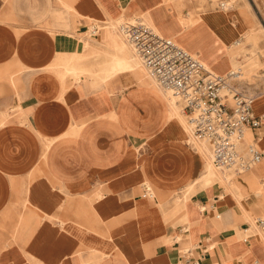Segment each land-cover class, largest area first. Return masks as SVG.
Instances as JSON below:
<instances>
[{
    "label": "crops",
    "instance_id": "obj_1",
    "mask_svg": "<svg viewBox=\"0 0 264 264\" xmlns=\"http://www.w3.org/2000/svg\"><path fill=\"white\" fill-rule=\"evenodd\" d=\"M201 5L192 0L0 5V264H178L183 245L207 247L201 264H264L263 238L244 230L252 216L264 217V158L256 170L233 174L239 175L235 183L244 204L223 184H202L203 162L184 140L181 105L172 106L150 74L138 70L144 67L116 26L108 21L112 28L105 40L85 43L86 54L65 36L83 31L91 20L117 23L144 14L163 36L189 29L181 42L192 45L189 37L198 33L209 38L212 43L201 50L208 62L202 61L225 75L232 69L220 65L244 28L236 12L202 14ZM239 16L248 29L257 24L251 13ZM110 29L125 49L114 46ZM213 44L227 47L214 58ZM108 55L128 59L134 69L94 84L85 81L78 69L122 67ZM54 68L80 81L62 79ZM253 107L256 115L264 114L255 100ZM252 131L264 149V122ZM202 159L207 170L232 175ZM190 182L194 194L176 201Z\"/></svg>",
    "mask_w": 264,
    "mask_h": 264
},
{
    "label": "built area",
    "instance_id": "obj_2",
    "mask_svg": "<svg viewBox=\"0 0 264 264\" xmlns=\"http://www.w3.org/2000/svg\"><path fill=\"white\" fill-rule=\"evenodd\" d=\"M215 8H225L229 0H208ZM120 29L135 54L175 100L190 115L194 134L210 142L214 163L220 168L236 171L253 169L264 157L255 144L245 145V131L259 129L264 114L254 113L253 98L233 83L237 75L211 71L202 60L182 47L175 39L158 33L143 15L123 19ZM87 30L96 37L101 25L91 20ZM146 195L152 197L147 187ZM257 223L264 230V219ZM178 240V239H174ZM179 241V240H178ZM207 247L183 245L178 248V264H201Z\"/></svg>",
    "mask_w": 264,
    "mask_h": 264
},
{
    "label": "rangeland",
    "instance_id": "obj_3",
    "mask_svg": "<svg viewBox=\"0 0 264 264\" xmlns=\"http://www.w3.org/2000/svg\"><path fill=\"white\" fill-rule=\"evenodd\" d=\"M186 1L188 2L189 0H186ZM192 1L196 4H202L200 6V11L202 12V14H204L206 12H216V11H220L221 13H225L226 10L227 11L229 10V12H231V13L236 12L237 20L240 21V25H242V27L244 28V31L242 32V36L240 38H238L232 44H236L237 42H239L240 45L236 44L235 46H233L231 48L230 56H229L228 60L225 61L224 63H222V65H220V66L223 69H228V68L232 69V70L237 69L236 71H238L240 73V77H239V79L233 78V80H232L233 83L236 84V87H238L239 89H242L241 91H244V92L246 91L249 95L254 97V100L256 99L255 100V108L264 106V95H263L264 94V0H232L233 3L230 4V6L227 5V7H225V8H218V9L211 6V4L208 0H192ZM4 3L8 4L9 0H0V5H2ZM240 13H243L246 16H248V14L251 13L253 15V17L256 19L257 24L254 27L248 29L246 27V25L244 24V22H242V20L239 16ZM143 17L148 22L145 15ZM125 18L126 17H124V16L119 18V19L117 18L118 19L117 23L119 24ZM111 19L112 18H108V20H106L105 22H102V23L96 22V23L101 25V31L96 37L89 35L88 30H87L88 25L86 26V28L83 31H80L78 29H74L73 31L67 32L68 34H65V36L74 40V42L77 45V49L80 51V54H83V53L86 54L87 48H85V43L86 44H88V42L94 43V41H98V43H101L103 40H105V36H106L109 28H112V27L108 28L105 26H108V25L110 26L111 23L116 26L117 23L113 22ZM108 21L111 23L107 24ZM189 22L190 21L187 20L186 24H188ZM192 25H194L192 28L196 27V25L194 23ZM231 26L234 28L237 25H236V23H232ZM188 31H189V29H188ZM188 31H187V33H188ZM188 35H189V33H188ZM182 36H183V34L180 35V37H182ZM194 36H195V38H194ZM194 36L192 35L190 37V39L192 41V45L187 43V42H183V43L180 42V44L183 45L184 47L185 46L186 47L187 46L192 47L193 50L191 52L194 55L198 56L201 60H203V59L208 60L207 58L203 57L201 50L204 49L207 45L210 46V44L212 42L210 41L209 38L204 39L203 36L200 35L199 33L194 35ZM171 37H177V35H173ZM228 46H230V45H228ZM226 47H227V44H226V46L223 44L221 47L213 44V47L210 49L209 56L216 58L219 55V53L222 50H224ZM215 51H217L216 54H215ZM65 56L66 55H64L58 61V64H62L64 62ZM108 56H110V55H108ZM85 58H86V56H85ZM108 59H110L112 61H115V59H117L118 60V62H117L118 66L120 63V65L122 64L121 65L122 67H120V69H118V70L112 69L110 71H108V70L104 71L103 69H100V68L78 69L79 68V65H78L77 69L83 73V76H85V81H90L92 84H94V79L103 80L105 78L112 77V76L116 75V73L121 71V70L129 68L130 64H129L128 59H125V62H124L122 60V57L116 56V55L110 56ZM78 60H80V58ZM85 60H86V63L88 65H90L91 61H89L87 59H85ZM72 68H76V67H72ZM54 71L62 79L72 78L74 81H80L79 79H77V77H72V76H67L65 78L62 77V75L58 73V69L54 68ZM240 80H243V82H240ZM247 83H249L250 85H248ZM180 104H181V107L183 109V104L182 103H180ZM247 130H251V129H247ZM261 139L262 138H259V140H261ZM184 140H185V142H187L188 138L185 137ZM253 140L259 141L258 138H256L254 134H253ZM253 140L252 139H250L248 141L245 140V145L250 144V143L254 144ZM201 154H202V151L200 149L197 151V154H196L197 156L200 157V159L203 162L202 174L199 177L200 181H201V177H203V175L207 171V167H205V164H204V161L202 159ZM258 167L255 166L252 170H256ZM245 173H247V172H245ZM232 176L235 177L234 181H236V179L239 175H233L232 174ZM262 178L264 179V175ZM214 179H216L217 184H215V185L211 184L209 186H215L216 187L217 185H222V183L218 182L219 179L217 177H214ZM201 182H202V184L205 183L204 178ZM201 182L199 185H201ZM192 184L193 183L190 182L187 184L186 187H184L180 191H178L176 193L175 200L176 201L189 200L190 197L192 196V194H194V191L196 188V186H193ZM263 186L264 185L262 183L260 185V188H262ZM241 194L239 197H240L241 202L243 203V200H245V197H244L245 194L244 193H241ZM235 201L236 200H234V202ZM256 220H257V218H256ZM256 220L252 216L251 221L255 222V225H256ZM240 221H245V220H240ZM251 221H247L249 224L248 227H249V229H251L252 232L255 233V226L253 229L252 223L250 224Z\"/></svg>",
    "mask_w": 264,
    "mask_h": 264
},
{
    "label": "bare ground",
    "instance_id": "obj_4",
    "mask_svg": "<svg viewBox=\"0 0 264 264\" xmlns=\"http://www.w3.org/2000/svg\"><path fill=\"white\" fill-rule=\"evenodd\" d=\"M232 0H229L228 2V6H230V4H232ZM107 24H110V23H107ZM109 26V25H108ZM108 26H105V27H108ZM116 29L118 30V32L122 35V37L124 38L127 46L131 49L132 53L134 54V56L136 57V59L138 60V62L146 69L142 68V67H138V70L140 71H143L146 75V71L150 74L151 78L153 79V81L155 82L156 86L159 88V90L164 93L165 95H167L170 99V101L172 102V106L174 107H178V105H181L180 101H177L174 99V97H172V95L170 94L169 91H167L166 89H164L163 87H161L157 80L153 77V75L149 72V70L146 68V66L142 63V61L139 59V57L135 54L134 52V49L132 48V46L130 45V43L126 40V38L124 37V34L122 33L121 29H120V25L117 23L116 24ZM156 30V29H155ZM157 31V30H156ZM158 32V31H157ZM159 33V32H158ZM109 36L113 39V42H114V46L115 47H121V48H124L125 49V43H124V40H122V38L120 37V35H118L117 33H115L114 31H112L110 29L109 31ZM188 34L187 31H184L183 32V35H186ZM171 38H177L178 41H180V36L177 35V37H171ZM190 38V37H189ZM176 41V40H175ZM181 42V41H180ZM183 43V42H181ZM236 44H239V42H237ZM235 44V45H236ZM240 45V44H239ZM188 50L192 51V47H188ZM192 53V52H191ZM127 54V53H126ZM193 54V53H192ZM127 56H129V54H127ZM206 62H208V60L204 59ZM209 69L213 72H215V70L209 66ZM134 68H132L130 65H129V68L124 70V71H131L133 70ZM235 71V70H234ZM236 72V71H235ZM216 73V72H215ZM237 75H235L234 79H238L239 78V75L238 73L236 72ZM149 76V77H150ZM264 95V94H263ZM251 96V95H250ZM252 97V96H251ZM253 98V102H254V97ZM256 100V99H255ZM183 104V103H182ZM180 112L182 114V116L184 117V126H185V130H186V133H187V138H188V144L193 147L196 151L200 150L202 151V156L204 157V159L208 162V164L210 166H212L214 169L216 170H221V171H226V172H229L231 174H240V173H243V172H246L248 171L249 169H246V170H242V171H236L235 168H232V167H225V168H220L218 167L217 165H215L214 163V158H213V150H212V146L210 144V142L206 139H201V138H198L195 134H194V131H193V125L191 124V119H190V115L184 110V105H183V109L181 107L180 109ZM244 138H249V139H252L253 140V131L251 130H246L245 131V135H244ZM255 145H257L263 152H264V149L261 148L262 146V142H263V139L259 140V141H255L253 140ZM201 153V152H200ZM264 158V157H263ZM214 177H217L219 180L218 182L222 183L224 185V187L226 188L229 196H232V197H235L237 200H240V198H238L237 195L240 194V189L239 187L236 185L234 179L235 177H233L232 175H227L225 174L224 176H220L218 173H216L211 167L207 170V172L204 174L203 178L205 180V185L208 186V185H215L217 184L216 182V179H214ZM246 219H251L250 218V215H246L245 217ZM264 219V217H260L258 219ZM257 219V220H258ZM257 220H256V225H255V222L252 223L253 225V229H254V226H255V234H258L260 235L263 240H264V230L261 229V227H259L258 223H257ZM245 231L248 230V226L244 229ZM251 230V229H250ZM259 236V237H260ZM262 240V239H261Z\"/></svg>",
    "mask_w": 264,
    "mask_h": 264
}]
</instances>
